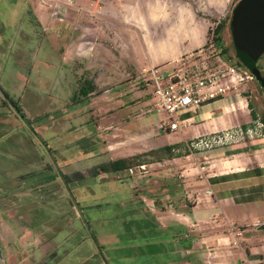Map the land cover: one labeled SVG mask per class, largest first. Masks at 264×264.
Returning a JSON list of instances; mask_svg holds the SVG:
<instances>
[{
	"label": "rangeland",
	"instance_id": "1",
	"mask_svg": "<svg viewBox=\"0 0 264 264\" xmlns=\"http://www.w3.org/2000/svg\"><path fill=\"white\" fill-rule=\"evenodd\" d=\"M238 1L0 0V52L8 55L0 86L22 112L0 93V264H184L169 234L176 227L191 230V221L171 218L164 235L142 201L151 163L103 174L96 167L168 142L160 130L169 114L154 108L147 79L152 67L183 73L236 64L230 19ZM219 23L225 54L214 42ZM19 49L26 50L24 64L12 58ZM181 50L176 61L160 64ZM31 53L38 57L28 58ZM258 67L264 77V54ZM87 81L95 88L83 94ZM231 91L248 96L257 118L250 113L248 123L221 130L229 141L216 148L264 139V86L254 78ZM148 100L161 120L147 128L150 145H135L128 134L137 118L127 115ZM191 131L173 134L190 137ZM122 139L126 146L107 151ZM139 175L131 187L124 181ZM164 188L157 184L158 192ZM176 200L164 199L167 206Z\"/></svg>",
	"mask_w": 264,
	"mask_h": 264
},
{
	"label": "crops",
	"instance_id": "2",
	"mask_svg": "<svg viewBox=\"0 0 264 264\" xmlns=\"http://www.w3.org/2000/svg\"><path fill=\"white\" fill-rule=\"evenodd\" d=\"M2 39L3 35L0 34ZM19 50V54H13L12 58L24 64L27 54L24 49ZM182 53V50L173 55L169 53L166 55L169 57L160 64L174 62ZM34 54L33 59L36 58ZM4 58L8 59L7 53L0 52V64ZM150 64L158 63L151 60ZM149 101L137 113L127 115L129 119L137 118L138 124L129 128L128 134L135 145L136 141L150 145L153 133L152 129L147 128L161 120L158 113L148 108ZM250 113L248 96L242 94L188 108L178 115L181 120H185L180 128L164 130L162 127L160 132L167 135L168 142L158 147L173 144H182L184 147L199 136L238 127L241 122L248 123ZM187 126L192 128L190 137L174 136L173 132ZM127 142L122 139L109 145L107 151L116 153ZM189 152L173 159L152 162L150 166L154 169L146 179L148 184L140 188L142 193H150L148 196L142 195V201L153 222L163 233L168 230L165 225L174 221L171 218L182 224L191 221V230L176 227L169 234L179 243L177 249H173L175 257L183 259L184 264H264V139L203 152ZM120 155L118 157H127L129 154ZM175 174L178 178H172ZM124 181L129 186L131 183L135 185L141 182V175ZM159 183L163 188L167 187L161 193L157 190ZM172 196L177 200L175 204L167 206L164 199ZM163 233L162 236L165 235ZM237 245L241 250L240 260L237 258ZM192 248L194 251L190 252Z\"/></svg>",
	"mask_w": 264,
	"mask_h": 264
},
{
	"label": "built area",
	"instance_id": "3",
	"mask_svg": "<svg viewBox=\"0 0 264 264\" xmlns=\"http://www.w3.org/2000/svg\"><path fill=\"white\" fill-rule=\"evenodd\" d=\"M165 66L152 67L147 79L157 99L154 108L159 113L169 114L168 120H162L163 129L166 130H176L185 122L177 114L188 108L201 107L208 102L227 98L239 84L255 78L244 66L228 62L219 63L214 68L207 65L194 66L183 73L174 67ZM220 132L192 139L187 143L188 149L198 152L225 144L229 141L227 135Z\"/></svg>",
	"mask_w": 264,
	"mask_h": 264
},
{
	"label": "water",
	"instance_id": "4",
	"mask_svg": "<svg viewBox=\"0 0 264 264\" xmlns=\"http://www.w3.org/2000/svg\"><path fill=\"white\" fill-rule=\"evenodd\" d=\"M230 26L236 46L257 61L264 54V0H239L234 6ZM251 72L264 85L260 68L255 66ZM0 92L5 94L1 87ZM0 257L5 261L1 246Z\"/></svg>",
	"mask_w": 264,
	"mask_h": 264
},
{
	"label": "trees",
	"instance_id": "5",
	"mask_svg": "<svg viewBox=\"0 0 264 264\" xmlns=\"http://www.w3.org/2000/svg\"><path fill=\"white\" fill-rule=\"evenodd\" d=\"M223 26L219 23L214 31V42L217 44V46L221 49V54H225L228 52V49L223 45L222 43V34H221V28ZM231 28V26H230ZM233 36V35H232ZM234 42V38H233ZM234 51H235V57H236V64L242 65L245 68L249 69L250 71L255 67L258 66V59L257 61L254 60L248 52L244 51L242 48H238L234 42ZM87 84H90L89 87L83 86L81 89V93L83 94H88L89 92H92L95 88V86L92 83H89L87 81ZM262 85V84H261ZM264 86V85H263ZM6 96L10 99V102L12 101V98L10 94L5 91ZM7 101V100H6ZM7 103H9L7 101ZM17 111L19 113H22L19 107V104L17 102H12ZM249 106L251 108V113L254 117V119L257 118V113L251 104L249 103ZM264 122V118H263ZM245 128H247V124L244 125ZM182 144H173V145H165L157 149H152L144 153H140L137 155H133L130 157H123V158H118L115 160H111L107 164H103L101 166H97L96 170L97 171H102L99 172L103 174V172H107L109 170H112L113 172H120V171H125V170H131L134 167H137L138 165H144L147 163H152L156 161H162L164 159H173L179 155H183L186 153H190L189 150L183 149ZM148 156H152V158H148ZM148 158V159H146ZM152 159V160H151ZM107 170V171H106Z\"/></svg>",
	"mask_w": 264,
	"mask_h": 264
},
{
	"label": "flooded vegetation",
	"instance_id": "6",
	"mask_svg": "<svg viewBox=\"0 0 264 264\" xmlns=\"http://www.w3.org/2000/svg\"><path fill=\"white\" fill-rule=\"evenodd\" d=\"M26 51V50H25ZM4 53H6L5 51H3ZM33 57V53H31V55L29 56L28 55V58L29 57ZM36 57H38V56H36ZM38 59V58H37ZM8 60V59H7ZM4 61H6V58H4V60H3V62ZM17 72V71H16ZM1 87V86H0ZM3 91H4V93H5V90L4 89H2ZM1 93V92H0ZM2 94V93H1ZM4 97H5V99L8 101V102H10V99L6 96V94H2ZM10 104H11V106H12V108L15 110V111H17V109H16V107H15V105L12 103V102H10ZM18 112V111H17ZM18 114H19V112H18Z\"/></svg>",
	"mask_w": 264,
	"mask_h": 264
}]
</instances>
